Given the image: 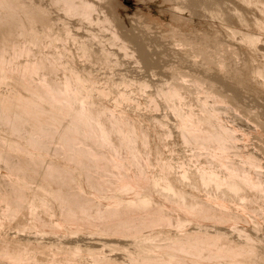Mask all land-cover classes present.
<instances>
[{
    "label": "bare ground",
    "instance_id": "6f19581e",
    "mask_svg": "<svg viewBox=\"0 0 264 264\" xmlns=\"http://www.w3.org/2000/svg\"><path fill=\"white\" fill-rule=\"evenodd\" d=\"M51 4L63 17H48ZM25 5L0 0V225L19 234H0V264H264V242L233 233L239 223L264 227L260 111L216 79L175 65L159 88L179 122L173 139L165 121L136 110L159 107L150 92L138 94L147 80L126 89V78L94 75L117 58L95 63V45L77 41L66 21L89 19L92 0ZM96 15L99 27L109 20ZM169 39L194 57L192 41ZM69 42L88 66L75 47L67 52ZM229 109L255 132L231 121ZM175 139L192 147L189 157Z\"/></svg>",
    "mask_w": 264,
    "mask_h": 264
},
{
    "label": "rangeland",
    "instance_id": "374dc122",
    "mask_svg": "<svg viewBox=\"0 0 264 264\" xmlns=\"http://www.w3.org/2000/svg\"><path fill=\"white\" fill-rule=\"evenodd\" d=\"M20 1L26 4L27 8L36 6L37 10L41 9L40 6H43L47 2V0ZM92 1L96 4L97 12H94L89 19L84 18V16H74L70 19L68 18L66 21L67 24L69 23L71 32L76 34L77 41L83 40L85 42L90 40L95 45V50L93 51L95 63L103 62V65H105L110 57L113 60L117 58L118 62L116 64L114 61H111L110 65L104 66L105 69L97 66L94 75H98L99 77L107 75V80L111 79L110 77L115 78L114 80L120 77L126 78L129 85L126 89H134L135 81L142 80H139L140 77L145 79V81L147 80L148 86H146L145 91L138 92V94L144 97L145 94L150 92L155 97L159 107H151L150 110L147 106L141 104L138 105L139 109L137 108L136 110L140 113L146 110L148 113L146 111L143 113H147L146 115L149 117L154 115L165 121L167 127L173 131V139L180 133L179 122L176 119L177 117L164 103L159 88L165 82L174 78L175 65H179L182 69L194 70L216 79L224 89L234 92L245 104L258 109L264 120V0ZM51 5H49L48 17H63L60 9L55 4ZM96 13L99 16L105 14L109 20L103 22L99 27L96 24ZM61 19L63 18L57 19L58 21L56 20L55 26H57V23L59 26ZM111 27L117 28L121 35L120 40H115L111 37L109 32V28ZM172 34L177 39L190 40L187 42L192 41L193 46L191 49L195 50L194 57L187 56L182 49L169 39ZM16 35L13 34V36ZM75 45V43L69 42L68 46H71V50L68 49L67 52L69 54L74 52V58L76 60L80 59L84 63L85 61L79 56L80 53L77 52V45ZM126 45L128 46V51H130L127 55L122 52V47ZM74 47L76 51L73 49ZM99 47H103L102 49L104 50H100ZM122 53L125 55H122ZM203 55H205V58L202 60L200 56ZM207 56L209 57L208 59L206 58ZM220 57H223L224 66L218 65ZM98 59L101 61L99 62ZM83 65L88 66L89 64L84 63ZM139 96H137V99H139ZM140 97L143 98L142 96ZM223 108L225 107L223 106ZM226 108V110L228 108L232 109L230 106ZM149 110L152 114H149ZM233 114H235L234 111L230 110L229 115L231 117L229 119L231 121L232 119H236L239 123H243L246 120L243 117H241L242 119L239 118L238 113V115L235 114L237 117L234 118ZM232 116L234 117L232 118ZM246 122L243 124L248 125L246 126L248 127V131L255 132L252 122H247L248 124ZM258 136L264 139V132L260 130ZM176 140L178 139H175L174 145L179 150L178 154H186L185 156L189 157L188 155H190L192 147L180 143L179 140V143H176ZM53 145L50 147L51 149L49 148L48 152H51ZM189 147L191 148L189 149ZM258 150L255 147L252 150L255 153L251 152V155L260 158L259 156L262 153L260 150L258 152ZM43 170L42 167L41 173H39V169L36 174L42 175L44 173ZM261 173L264 174L263 171ZM262 201H264V197ZM1 207L6 208L5 204L0 202ZM2 210L0 209V211ZM259 218L262 221L264 215ZM8 227L7 225H0L1 236L8 234L6 237H10V239L17 238L19 235L18 231L15 228ZM208 227L212 228L211 226ZM236 228L238 229L234 228L233 233H251L257 239H260L261 242H264L263 225L259 229H255L250 224L239 223L236 225ZM3 230H5V233ZM154 232L156 233L157 231L155 230ZM13 233L18 235L13 238ZM9 234L11 235L9 236ZM157 235L159 234L157 233ZM143 237H141L140 241L144 240ZM119 240L122 239L119 238Z\"/></svg>",
    "mask_w": 264,
    "mask_h": 264
}]
</instances>
